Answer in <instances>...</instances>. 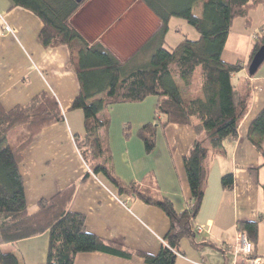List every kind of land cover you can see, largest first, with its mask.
I'll use <instances>...</instances> for the list:
<instances>
[{"label":"crops","instance_id":"1","mask_svg":"<svg viewBox=\"0 0 264 264\" xmlns=\"http://www.w3.org/2000/svg\"><path fill=\"white\" fill-rule=\"evenodd\" d=\"M232 24L222 59L241 63L238 88H250L247 113L238 127V138L228 140L223 153L209 159L205 195L193 221L196 235L182 242L176 264H234L229 245L235 241L241 221H258L259 238L254 255L264 264V216L262 189L251 171L259 168L261 156L248 139V130L264 107V63L250 75L249 55L255 33L264 36V5ZM72 26L85 41L100 43L123 62L137 54V62L147 61L157 46L150 39L160 29L158 16L142 0H86L71 18ZM10 28L8 30L7 28ZM42 20L32 11L14 6L12 0H0V103L10 110L28 104L37 94L47 92L56 97L64 112V120L42 129L23 151L20 172L24 181L26 204L34 211L43 198H50L76 184L70 210L86 216L89 232L125 247L148 254H157L170 229L167 214L155 205L137 197L120 195L104 178L89 172L74 141L83 136L84 114L71 109L80 91L76 72L70 66L66 46L45 48L39 41ZM185 38L198 40L199 32L184 19L172 17L165 36L167 49L176 47ZM203 97L201 92L188 94ZM156 96L141 102L120 103L108 109L110 127L108 142L112 166L125 184L139 188L153 184L162 196L169 198L178 212L186 209L190 186L184 165L195 141L192 126L169 124L157 130L156 147L146 152L138 130L155 119ZM130 125V135L124 127ZM234 175L233 190L222 186L225 174ZM264 184V166L259 168ZM203 226L202 230H198ZM13 252L20 264H44L49 249V232L14 243L3 244ZM74 264H147L139 255L124 257L102 251L80 253Z\"/></svg>","mask_w":264,"mask_h":264},{"label":"trees","instance_id":"2","mask_svg":"<svg viewBox=\"0 0 264 264\" xmlns=\"http://www.w3.org/2000/svg\"><path fill=\"white\" fill-rule=\"evenodd\" d=\"M12 1L14 6L28 9L42 20L38 38L45 48L66 46L69 49L70 66L80 83L71 109L82 110L84 114L85 133L82 137L74 136L89 171L82 181L90 173L95 174L104 178L118 194L131 195L159 207L169 217L170 229L157 254L134 251L99 237L87 230L84 214L69 208L76 184L41 199L34 211L28 209L20 172L23 151L43 128L64 120L56 97L41 92L28 104L10 110L0 103V264H20L13 252L3 250V244L45 232H49V249L44 264H74L78 254L95 251L124 257L139 255L147 264H176L182 242L196 235L193 221L204 199L209 159L214 153H223L228 140L238 138V127L250 103V88L242 91L232 81L244 66L224 61L222 52L234 20L244 17L249 23L250 13L263 6L264 0H142L162 24L149 41L160 44L141 63L136 61L137 54L123 62L102 44H90L83 39L72 26L71 18L86 0ZM198 4L201 5L199 14L194 11ZM172 17L184 19L199 32L200 38H185L176 47L167 49L165 36ZM262 46L264 36L259 34L250 51L249 63ZM198 92L203 94L202 98L187 99L186 95ZM149 96L157 97L155 120L138 130L146 152L155 149L159 127L189 125L196 132V141L184 157L191 195L182 212L174 208L169 198L153 189L152 183L144 188L135 183L125 185L112 166L108 109L115 104L141 102ZM20 126H25L26 133L14 145L9 135ZM130 128L129 124L124 127L126 136L130 135ZM248 139L260 153V168L264 166V107L252 121ZM259 168L252 170L251 176L262 189L264 216V184L259 180ZM222 186L233 190L232 173L222 177ZM238 227L247 233L254 248L259 238V222L241 221Z\"/></svg>","mask_w":264,"mask_h":264},{"label":"built area","instance_id":"3","mask_svg":"<svg viewBox=\"0 0 264 264\" xmlns=\"http://www.w3.org/2000/svg\"><path fill=\"white\" fill-rule=\"evenodd\" d=\"M10 30V28H7ZM258 33H255L252 37L256 39ZM203 226H199L198 230H202ZM229 249L234 252L235 262L234 264H263L262 261L254 255L253 244L248 238V235L244 231H238L235 241L229 245ZM200 264H205L200 262Z\"/></svg>","mask_w":264,"mask_h":264},{"label":"rangeland","instance_id":"4","mask_svg":"<svg viewBox=\"0 0 264 264\" xmlns=\"http://www.w3.org/2000/svg\"><path fill=\"white\" fill-rule=\"evenodd\" d=\"M201 5H197L194 9L195 13H200V10H201ZM239 78L236 77L235 79H233V83L234 84H238V80ZM180 86L183 87L182 85V82H179ZM190 99V96H187V99ZM155 120V119H154ZM26 133V128L25 126H20V127H17L15 128L9 135V141L12 142V144H18L20 141H21V137L22 135H24Z\"/></svg>","mask_w":264,"mask_h":264},{"label":"water","instance_id":"5","mask_svg":"<svg viewBox=\"0 0 264 264\" xmlns=\"http://www.w3.org/2000/svg\"><path fill=\"white\" fill-rule=\"evenodd\" d=\"M81 2L82 0H77ZM264 63V46H262L253 56L252 60L249 63L248 71L250 75L255 74L260 66Z\"/></svg>","mask_w":264,"mask_h":264}]
</instances>
